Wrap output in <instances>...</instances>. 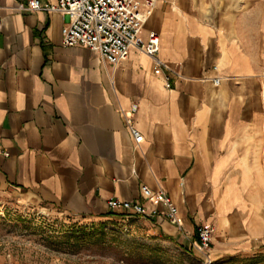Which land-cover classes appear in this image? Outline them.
Here are the masks:
<instances>
[{
    "label": "crops",
    "instance_id": "1",
    "mask_svg": "<svg viewBox=\"0 0 264 264\" xmlns=\"http://www.w3.org/2000/svg\"><path fill=\"white\" fill-rule=\"evenodd\" d=\"M26 1L0 0V189L103 217L124 212L111 197L153 207L147 184L182 225L147 219L197 254L198 223L220 253L264 242V0H158L143 35L159 33L171 87L136 47L114 66L65 46L69 17ZM133 102L139 143L122 112Z\"/></svg>",
    "mask_w": 264,
    "mask_h": 264
},
{
    "label": "rangeland",
    "instance_id": "2",
    "mask_svg": "<svg viewBox=\"0 0 264 264\" xmlns=\"http://www.w3.org/2000/svg\"><path fill=\"white\" fill-rule=\"evenodd\" d=\"M215 245L197 254L142 215H77L0 189V264H264V242L224 253Z\"/></svg>",
    "mask_w": 264,
    "mask_h": 264
},
{
    "label": "built area",
    "instance_id": "3",
    "mask_svg": "<svg viewBox=\"0 0 264 264\" xmlns=\"http://www.w3.org/2000/svg\"><path fill=\"white\" fill-rule=\"evenodd\" d=\"M157 2L158 0H56L52 3L27 0L19 2L18 8L30 11L47 9L64 13L69 20L62 28L63 44L85 45L99 52L104 60L114 66L128 57L132 47L142 50L152 57L154 71L164 72L165 85L171 87L172 69L158 56L159 33L152 30L146 36L143 35L146 21L154 13ZM213 81L219 83L220 77H213ZM137 109L138 103L133 102L129 110L122 109V112L135 141L139 143L144 139V135L135 125L134 113ZM141 195L153 207L148 209L140 201L118 197H111L107 204L112 211L123 210L144 217L160 214L168 217L173 223L182 225L177 207L167 191L154 190L147 184H142ZM196 233L199 248L203 251L209 250L214 234L213 225L198 223Z\"/></svg>",
    "mask_w": 264,
    "mask_h": 264
}]
</instances>
